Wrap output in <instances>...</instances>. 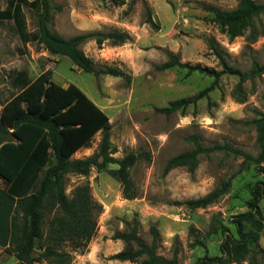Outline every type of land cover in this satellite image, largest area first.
Listing matches in <instances>:
<instances>
[{"label":"rangeland","instance_id":"obj_1","mask_svg":"<svg viewBox=\"0 0 264 264\" xmlns=\"http://www.w3.org/2000/svg\"><path fill=\"white\" fill-rule=\"evenodd\" d=\"M120 1L50 0L53 10L49 27L66 38L94 31L128 33L130 40L124 44L105 40L98 45L90 40L82 45L97 70L117 68L125 77L85 73L69 58L51 55L42 44L22 43L14 22L0 20V112L18 93L13 81L20 71L27 70L31 79L51 72L54 83L78 87L107 114L112 157L138 156L131 168L139 193L133 200L123 197L120 182L110 174L114 165L103 170L92 168L85 177L67 176L69 196L77 186L88 184L102 209L97 232L86 249H75L70 243L57 247L71 254L70 264H126L110 259L125 247L124 242L112 237L126 229L124 222L136 219L140 237L150 243V228L155 226L160 234L158 253L171 258L178 249L180 264H214L209 260L221 256L227 258L226 264H264V165L245 164L241 156L215 151L200 155L193 172L187 167L165 172L167 162L191 150L195 139L205 147L229 145L256 157L260 148L255 120L264 113V74L241 83L237 76L225 73L215 82L214 77L198 71L160 69L169 61V54H174L183 64L223 71L209 48L208 40L213 39L230 66L249 73L254 62L264 64V35L250 41L247 31L231 39L206 9L235 10L237 0H125V5H118ZM143 1L156 27L147 22ZM7 4L8 0H0V12ZM23 13L27 30L36 31L39 14L26 6ZM255 32H264V13L255 20ZM210 86L213 90L208 97L184 110L170 114L158 111L172 101L194 98ZM102 136L98 132L73 158L98 153ZM227 180L231 181L228 193L207 208L191 210L185 205ZM4 185L0 180V187ZM252 208L259 212L257 222L243 223L250 251L240 260L228 259L223 243L227 236L235 240L241 237L237 220ZM254 234L257 241H252ZM0 264H17V260L0 248Z\"/></svg>","mask_w":264,"mask_h":264},{"label":"trees","instance_id":"obj_2","mask_svg":"<svg viewBox=\"0 0 264 264\" xmlns=\"http://www.w3.org/2000/svg\"><path fill=\"white\" fill-rule=\"evenodd\" d=\"M237 1L238 7L235 10H221L213 6L206 9L214 14L213 21L231 39L244 36L250 31L247 38L256 41L264 35V32H255V20L264 13V3L256 0ZM143 3L147 22L156 27L149 6L145 1ZM117 4L125 5L126 1L121 0ZM23 6L39 14L37 30L34 32L27 30ZM52 10L50 0H8L6 10L0 12V20L14 22L22 43L35 41L42 44L51 55L69 58L75 67L85 73L95 77L101 74L126 76L117 68L97 70L82 45L90 40L98 45H102L105 40L112 41L114 45L124 44L130 40L128 33L117 30L107 33L94 31L66 38L49 27ZM208 44L220 60L223 71L183 64L174 54H169V61L160 69L180 67L188 69V73L198 71L214 77L215 82L225 73L237 76L241 83L264 74V64L257 62L253 63L249 73L233 68L215 40H208ZM13 85L18 93L3 105L0 112V180L5 184L0 187V248L13 256L17 264H70L71 254L57 245L70 243L75 249H86L97 232V217L102 207L92 198L88 184L77 186L72 196H69L66 193L67 176L76 174L85 177L92 168L103 170L108 165H114L116 168L110 170V174L120 182L123 197L133 200L139 193L131 178V168L138 161V156L134 153L122 159L111 156L109 117L78 87L70 85L65 88L54 83L51 72L31 79L27 70L16 75ZM212 90L213 86H210L194 98L172 101L158 111L170 114L184 110L208 97ZM255 125L260 148L256 157L229 145L205 147L195 139L191 150L167 162L165 172L177 167H187L193 172L200 155H209L215 151L241 156L245 164L264 165V113L259 114ZM98 132L103 134L99 152L84 159H74L73 155L89 146ZM230 186V180L222 181L209 194L188 200L185 205L191 210L205 209L227 194ZM254 197L258 201V197ZM251 205L256 208V204ZM258 213L252 208L239 216L237 225L241 237L235 240L227 236L223 243L228 259L240 260L248 255L250 248L245 240L246 234L243 233V223H256ZM124 223L126 229L117 231L112 239L124 242L125 247L112 255L111 260L131 264H180L178 249L174 250L171 258L158 253L160 234L155 226L150 228L151 242L146 243L139 235L136 219ZM257 240L258 235L254 234L252 241ZM209 261L226 264L227 258L221 256Z\"/></svg>","mask_w":264,"mask_h":264},{"label":"crops","instance_id":"obj_3","mask_svg":"<svg viewBox=\"0 0 264 264\" xmlns=\"http://www.w3.org/2000/svg\"><path fill=\"white\" fill-rule=\"evenodd\" d=\"M86 257V256H85ZM86 259V258H85ZM86 263H88V262H85V263H79V264H86ZM122 263H126V264H131L130 262H122ZM45 264V263H44ZM75 264V263H74ZM77 264V263H76Z\"/></svg>","mask_w":264,"mask_h":264}]
</instances>
